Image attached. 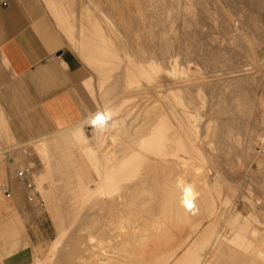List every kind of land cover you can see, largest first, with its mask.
Here are the masks:
<instances>
[{
    "label": "bare ground",
    "instance_id": "6f19581e",
    "mask_svg": "<svg viewBox=\"0 0 264 264\" xmlns=\"http://www.w3.org/2000/svg\"><path fill=\"white\" fill-rule=\"evenodd\" d=\"M53 2L45 5L54 14L48 6L47 11L73 50L65 56L81 70L98 105L86 120L58 133L70 132L77 158L86 165L76 177L79 197L71 204L74 221L68 222L76 226L84 209L86 219L64 262L264 264V237L249 225L237 226L231 242L240 251L224 241L208 250L219 221L235 227L250 217L218 206L227 181L218 179V161L206 172L201 157L215 119L233 131H248L241 145L246 155L264 143V0H89L77 17L66 11L69 0H59L57 7ZM5 124L0 108V129ZM6 133L13 136L9 127ZM45 164L48 170L49 156ZM67 226L50 243L47 257L33 264L62 258L69 240L63 234L72 231Z\"/></svg>",
    "mask_w": 264,
    "mask_h": 264
},
{
    "label": "rangeland",
    "instance_id": "374dc122",
    "mask_svg": "<svg viewBox=\"0 0 264 264\" xmlns=\"http://www.w3.org/2000/svg\"><path fill=\"white\" fill-rule=\"evenodd\" d=\"M48 1L50 3L51 0H11V5L12 6L15 5L17 9L21 10V14L23 15H28V16L33 15V19L36 21L35 32L39 35V37L43 40L45 45L52 52L57 50L64 51L65 53H67L68 51L73 52V50L68 46V43L65 42L64 37H62L64 35H61L64 34L63 30L60 29L62 30L61 33L60 30H58L57 28L58 24L57 25L55 24L56 27L54 25V22L58 23L56 21V18L52 16V14H54L55 9L51 7V4L45 5V3H48ZM54 1L55 2H53L52 5L57 7L59 0H54ZM84 1H81L78 4L79 5L78 6L76 3L71 2V0H69L68 3L70 4L73 3V4L72 5L68 4L69 6L66 5L67 13H73L74 11L76 13V14L74 13L75 16L81 15L83 12L82 10L83 4L86 5V3L87 4L89 3L88 2L89 0H84ZM76 5L78 6V9ZM47 6L48 9H51L53 11L52 12L50 10L52 14L50 12L48 13L49 10L47 9ZM71 6L72 8H69ZM74 8L79 10V12L80 10L82 11L79 13ZM49 22H51V24ZM263 30H264V26H263ZM263 54L264 53H261V57H263ZM87 90L88 89L85 88V86L83 85V93H84L83 95H86L87 105L89 106L90 110H92L94 109V104L90 102V93H88L89 91ZM203 96H205L203 97L205 101L207 100L205 98H209V94L208 96H206V92L204 93ZM209 99L207 101H209ZM261 100L262 101L260 105L261 106L260 124L263 128V137H264V94L261 97ZM0 108L4 110L6 109V106L4 107L0 106ZM4 113L5 116L8 118V125L5 124L2 126V129H0V132L1 130L4 129L0 133V168L3 169L7 168L9 170L11 177V184L17 182V188L20 193L16 195V193L10 192L9 185L4 187L5 195L7 197H10L12 193L15 199L17 200L16 201L17 208L13 213L17 214L18 220L16 221V223H10V216H11L10 214L6 218L5 223H2L0 225V250L2 251V254L0 251V260L2 261L3 258L13 257L16 253H19L22 250H27L29 252V259L27 264H33L36 258L45 259L47 257L46 256L48 254L47 249L50 243L53 240H55L59 234L57 227L59 221L64 220L65 227L69 224L68 220L72 222L74 221V215H73L74 211L70 205V199H71L70 189L72 187V181L74 176H73V169H71L69 160L70 157H72V159L76 158L78 156V153L75 149V146H72L73 140L70 135V132L66 131V133L63 132L62 134H59L61 137H59L58 133L64 129L62 130L47 129L45 133L38 135H29V136L21 135L16 130H14L13 132L12 118L14 115L8 112V115L11 119L9 121V117L7 113L5 111ZM218 122L220 124L221 120L215 119V123H214L215 125L213 123H212L213 125L210 124L211 128H214L212 126H216V127L215 129H211L212 131L210 130L208 134L209 136L205 140H203V144H207V145L206 146L204 145L203 147L204 152H202L201 154V157H204L202 166L204 167L206 172H208L211 169H213L211 165L212 161L215 162L218 161V165H217L218 167H216V170L219 174L218 177H220L218 179L219 181L221 180L220 181L221 183L227 181L223 183V185L226 188L222 186V188L224 187L222 190L225 195L224 199L221 200L223 201V203L219 202L220 201L219 200L218 206L220 208H224L227 214L230 213L233 214L235 211L233 215H237V213H240L243 216L250 217V219L249 221L241 220L239 224L235 225V227L228 224L225 220L219 221L216 229L214 230L215 236H213L210 240L208 250L212 249L211 244L213 242H216L214 243V246L216 245V247H218L219 243L224 241L227 248H230L231 251H240L241 248H239L237 244L231 243L233 240H235V237L239 234V229L237 228V226L238 227L244 226V224L246 226L249 225L250 226L249 230H257L258 233H260L259 235L264 237V181H263L264 180L263 179L264 178V169H263L264 143L256 146L255 151L251 152L250 155L248 154L249 155L248 158L247 157L248 155L242 152L245 147V144L247 143V138H248L247 136H249L248 131L247 132L244 131L245 132L244 134V132L243 133L239 132V130L233 131L232 126L230 125L220 124L221 125L220 126L217 124L219 126V130H220L219 131L216 130L218 129L216 125V123ZM7 126L9 127V130L12 132L13 136L11 134L6 133L8 129ZM200 126H201L200 128L203 131L204 127L202 128V126H205V123ZM232 131L234 132V134ZM219 133L221 134L222 137L223 136L224 137L222 138L220 136L221 137L220 138ZM87 134L89 136L91 135L89 129H87ZM7 135H8V139L6 137ZM9 135L13 138V141L12 138L10 140ZM1 136L4 138H2ZM212 139L213 141H211ZM10 143L13 144L10 145ZM43 144L44 145L47 144L48 146L47 147L46 145L43 146ZM243 144L244 147H242ZM43 147L46 148V152H44ZM47 149L49 150L47 151ZM236 149L239 152L236 151ZM252 153L255 154L252 155ZM46 156H49V162L51 165V169L49 170L50 175L47 174L48 170L45 164ZM226 156L229 158H227ZM14 161H16V163H14ZM80 163L82 168L84 169L86 165L81 161ZM259 163L261 164V169L260 167H258ZM228 164L230 165L228 166ZM44 175H45L44 177L45 180L43 184L46 193H48L47 197L40 195L38 190L39 187V183L37 182L38 177L42 178ZM241 175L243 176L241 177ZM208 180L211 183V178H209ZM230 180H232L233 182ZM85 185H87L86 180L83 186ZM232 189L235 192H233ZM223 204L224 205L226 204V206H224ZM85 213H86L85 209L81 213L79 212L80 217H78V222L76 226L74 225L70 226L69 224L67 227L70 228V230L72 229V231H69L67 234H63V237L65 236V238L69 240L67 245L64 247V249L61 252L62 258L60 257L61 255L60 256L58 255V257H60V259L62 260L59 259L58 261L56 256V258H54L51 261H48L45 264H69L66 260L64 262L63 257H66V255H68L72 246L76 242L75 240L76 239L78 240L77 238L78 236H76L75 232L77 226L85 221L86 219ZM251 215H253V217H251ZM208 225L209 223L205 224L204 228H206V226ZM73 226L75 228H72ZM240 233L242 234V232ZM246 235L247 236L249 235L248 236L249 238L251 237L250 232H248V234ZM70 246L71 248H69ZM226 246L223 249V251H226L225 250L227 249ZM7 249H9V251H7ZM63 251L66 253H64ZM35 253L36 255H34Z\"/></svg>",
    "mask_w": 264,
    "mask_h": 264
},
{
    "label": "crops",
    "instance_id": "0c3cea01",
    "mask_svg": "<svg viewBox=\"0 0 264 264\" xmlns=\"http://www.w3.org/2000/svg\"><path fill=\"white\" fill-rule=\"evenodd\" d=\"M7 1V7L0 3V104L6 106L4 111L7 115L8 112L14 115L13 132L16 130L21 135L29 136L45 133L47 129L68 130L76 127L98 107L91 97L94 109L90 110L87 105L86 95H83L85 77L66 58L64 51L52 52L45 45L35 32L33 15L21 14V10L11 5V0ZM69 161L74 176L70 189L71 205L79 197L76 177L84 169L77 157ZM49 166L48 175L50 162ZM44 177H38V190L40 195L47 197ZM8 185L10 192L16 195L20 193L17 182L11 184L9 170L0 168V225L10 214V223L18 220L17 214L13 213L17 200L12 193L10 197L5 195L4 187ZM63 224L64 220H60L57 238ZM28 259L29 252L22 250L13 257L3 258L0 264H27Z\"/></svg>",
    "mask_w": 264,
    "mask_h": 264
},
{
    "label": "built area",
    "instance_id": "2783aa9c",
    "mask_svg": "<svg viewBox=\"0 0 264 264\" xmlns=\"http://www.w3.org/2000/svg\"><path fill=\"white\" fill-rule=\"evenodd\" d=\"M0 3L4 6V7H7L8 5V1L7 0H0ZM27 183V181H26Z\"/></svg>",
    "mask_w": 264,
    "mask_h": 264
},
{
    "label": "snow or ice",
    "instance_id": "6c2138e0",
    "mask_svg": "<svg viewBox=\"0 0 264 264\" xmlns=\"http://www.w3.org/2000/svg\"><path fill=\"white\" fill-rule=\"evenodd\" d=\"M98 120H103L104 118L102 116L97 117Z\"/></svg>",
    "mask_w": 264,
    "mask_h": 264
}]
</instances>
